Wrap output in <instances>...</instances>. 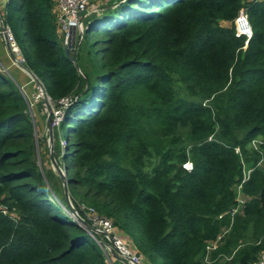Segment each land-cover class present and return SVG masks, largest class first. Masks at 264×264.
I'll use <instances>...</instances> for the list:
<instances>
[{
    "label": "trees",
    "instance_id": "1",
    "mask_svg": "<svg viewBox=\"0 0 264 264\" xmlns=\"http://www.w3.org/2000/svg\"><path fill=\"white\" fill-rule=\"evenodd\" d=\"M54 4L7 0L2 21L62 108L54 135L71 160L73 207L112 219L144 264H254L264 248V1L108 0L69 56ZM242 9L247 44L232 25ZM1 71L0 264H108L105 240L75 220L63 177L43 166L29 103ZM245 163L253 170L232 217Z\"/></svg>",
    "mask_w": 264,
    "mask_h": 264
},
{
    "label": "built area",
    "instance_id": "2",
    "mask_svg": "<svg viewBox=\"0 0 264 264\" xmlns=\"http://www.w3.org/2000/svg\"><path fill=\"white\" fill-rule=\"evenodd\" d=\"M90 1L91 0H55L54 13L56 17L58 31L60 37H63L64 45L70 46L72 39L78 36L76 35L77 32L82 30L83 20L90 13L89 11ZM251 1L260 2L264 0H251ZM82 11H84L85 14L80 16V13ZM232 25L235 31V35L238 37L244 36L246 39L245 44H247L248 40L252 36V29L248 18V14L244 9L240 10L239 15L234 19ZM0 34L4 37L8 50L14 56L15 63L23 67L25 60L21 54L19 45L15 40L11 28L8 25H5L3 21L1 25ZM65 100L67 101V99ZM66 101L64 102L63 100L61 103L66 105ZM182 167L186 171H191L193 169V164L192 162L187 161L183 164ZM244 167H243V171H244ZM243 171H242V179L240 180V182H238L235 188V191L237 192V204L232 208L230 212L232 217L241 208H243V205L245 203V200L242 197L241 190L243 184L249 179L250 173L246 176L243 175ZM240 196L242 198L241 200H239L238 198ZM73 214L75 216V220L76 217H80L83 221H85L88 224V227H86L81 223V225L89 235H92L94 237L96 234L103 237L106 244L105 245L103 244V246L101 247L108 264H113L110 257L106 256L107 253L110 252L111 250H114L115 253L121 258V260L125 261L126 264H144L145 261L144 256L133 247L130 241L123 238L120 230L114 224L112 219L100 215L96 211V209L87 206L83 203L78 204L77 209L74 208ZM219 217H222V215H220ZM222 236H223L222 234L218 235L215 240H212L207 244L205 261L209 260L211 252L217 248L218 243H220L222 240ZM261 242L263 241L259 240L257 244H260ZM254 264H264V248L260 251L258 258L254 262Z\"/></svg>",
    "mask_w": 264,
    "mask_h": 264
},
{
    "label": "rangeland",
    "instance_id": "3",
    "mask_svg": "<svg viewBox=\"0 0 264 264\" xmlns=\"http://www.w3.org/2000/svg\"><path fill=\"white\" fill-rule=\"evenodd\" d=\"M106 1L107 0H91L89 11L91 12L93 9L98 10L101 6L104 7ZM224 24L229 26L230 22L224 23ZM83 29L84 27L82 28L81 31L77 32L76 34L78 35L77 37L80 36V34L83 32ZM20 36L23 37L22 32H20ZM77 37H74L70 43L69 48L71 49V51H75V49L77 48V44H78L76 42ZM75 43H76V48H75ZM0 67L2 70L1 72H4L9 78L13 79L18 85H20V83H18L15 79L16 74L13 69H5L2 67L1 64H0ZM22 69L24 68L22 67ZM24 71L30 76V74L25 69ZM33 83H34V87L31 89V93L25 92L23 89L21 92L23 93V95L25 96L26 100L29 103V110H30V113H31V116L34 122V126H35V133H36L35 137L37 138V151L38 153L41 154L40 160L42 161L45 169L52 170V167H53V170L57 171V173L60 172L61 176L63 177V175L65 174L66 168L70 167L71 165V160L69 163L65 162V158L63 157L65 143H66L65 140L61 141L60 138L62 137L59 136V144L61 146V151L59 152L58 147L56 146V137L54 135L56 132L54 129H57V127L59 126L57 122L61 121L62 119V108L56 107L55 102L52 101L49 97H46L44 95V88L42 87V85L37 86L38 82H35V81H33ZM176 87H177L179 95L183 96V91H182L180 84H177ZM22 88L26 89V87H22ZM65 101L66 100H64V102ZM49 115H50V121H49ZM262 140L263 139L260 137L257 140L252 141L249 144V147L257 150ZM54 146L56 148H54ZM51 156L53 157V161L51 160L52 164L49 161V158L51 159ZM56 161L59 164H61V167L57 164ZM257 166L258 167L263 166L262 168H264V153H261ZM251 170H252V164L245 163L243 175L247 176ZM63 180H65L64 177H63ZM62 184H63V181H62ZM238 198L239 200L242 199L241 196ZM70 202H71V205H73L71 199H70ZM128 238L130 239L131 244L134 245L131 238L129 236Z\"/></svg>",
    "mask_w": 264,
    "mask_h": 264
},
{
    "label": "crops",
    "instance_id": "4",
    "mask_svg": "<svg viewBox=\"0 0 264 264\" xmlns=\"http://www.w3.org/2000/svg\"><path fill=\"white\" fill-rule=\"evenodd\" d=\"M6 3H7V0H0V17H1L0 19L1 20H3L2 17L4 15ZM0 30H1V23H0ZM0 64L5 69H13L15 71V74H16L15 79L18 83H20V85L18 86L21 91L23 89L25 92L31 93V89L34 87L33 78L24 71L25 69L24 66H23L24 69H22L20 65L15 63L14 56L8 50L4 37L1 34H0ZM22 87H26V89ZM122 236L124 239L130 241L126 234L122 233ZM99 243L101 246H103V244L104 245L106 244V242L101 239H99ZM106 256L110 257L113 264H126L125 261L121 260V258L115 253L114 250H111L110 252H108Z\"/></svg>",
    "mask_w": 264,
    "mask_h": 264
},
{
    "label": "water",
    "instance_id": "5",
    "mask_svg": "<svg viewBox=\"0 0 264 264\" xmlns=\"http://www.w3.org/2000/svg\"><path fill=\"white\" fill-rule=\"evenodd\" d=\"M98 10H99V9H98ZM98 10L93 9V12L98 11ZM84 14H85V12L82 11V12L80 13V16H82V15H84ZM0 18H1V17H0ZM0 23H1V25H2V20H1V19H0ZM70 51H71V49L69 48V46H66V47H65V53H66L67 56L70 55ZM26 71H27V70H26ZM27 72L30 74V76L33 78L34 81L38 82V83L41 85V83L37 80V78L35 77L34 74H32V73L29 72V71H27ZM44 95H45L46 97H49L45 91H44ZM49 121H50V115H49ZM51 160L53 161V157H52V156H51ZM58 173L60 174V172H58ZM60 175H61V174H60ZM63 177H64V176H63ZM63 186H64V189H65V195H66V198H67L68 205H69L71 211L74 212V208H73V206L71 205V202H70V199H69V195H68L67 182H66L65 180H63ZM76 219H77L79 222H81L84 226L88 227V224H87L85 221H83L80 217H76Z\"/></svg>",
    "mask_w": 264,
    "mask_h": 264
}]
</instances>
